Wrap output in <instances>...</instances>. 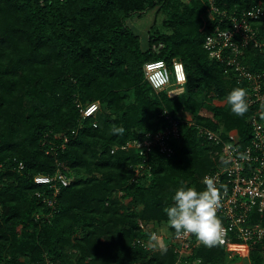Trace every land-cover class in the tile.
<instances>
[{
    "label": "trees",
    "instance_id": "trees-1",
    "mask_svg": "<svg viewBox=\"0 0 264 264\" xmlns=\"http://www.w3.org/2000/svg\"><path fill=\"white\" fill-rule=\"evenodd\" d=\"M209 2L0 0V264H175L170 247L160 255L134 244L149 238L140 221L167 222L163 209L172 205L175 190H203V177L221 165L220 148L201 137L198 125L225 137L237 129L245 142L251 134V110L237 117L226 102L245 84L204 47L219 23L210 19ZM217 4L240 14L264 0ZM156 7L167 14L171 32L153 26L144 46L130 18ZM247 52L252 69L264 67V54ZM158 59L170 67L174 60L183 63V93L170 97L152 87L144 65ZM94 101L100 102L96 117L82 119L78 103ZM179 111L191 116L179 118L174 154L153 152L151 175L144 171L132 180L143 157L122 146L163 130L167 115ZM112 125L124 133L111 134ZM58 169L71 184L49 207L38 192L50 190L34 176ZM225 255L220 245L203 246L192 259L224 264ZM251 255L252 264H261L264 244L252 247Z\"/></svg>",
    "mask_w": 264,
    "mask_h": 264
},
{
    "label": "built area",
    "instance_id": "built-area-1",
    "mask_svg": "<svg viewBox=\"0 0 264 264\" xmlns=\"http://www.w3.org/2000/svg\"><path fill=\"white\" fill-rule=\"evenodd\" d=\"M209 1L212 9L210 19L218 17L219 23L208 31L204 47L212 59L224 62L227 72H233L237 79L245 84L251 110L248 118L251 134L246 143L238 131H230L225 137L209 127L197 126L203 139L220 148L221 165L206 175L215 178L221 192V207L217 210V216L222 221L223 234L222 243L218 245L224 247L226 252L224 264H237L232 263L234 257L230 256L231 253L249 256L252 247L264 244V220L260 217L264 213V67L252 69L245 61L248 49L264 54V11L258 16L248 14L250 10L255 12L258 8L264 9V5L256 4L240 14H231L221 9L217 0ZM144 73L157 91L167 89L175 79L180 86L175 93L184 90L185 68L178 60H174L173 67L163 59L148 61L144 65ZM78 106L82 119L95 118L100 109V102L94 101L86 105L78 103ZM167 118L169 124L163 130L146 133L122 146L123 149L136 148L143 157V161L133 167L135 176L132 180H136L144 171L151 175L150 159L153 152L166 157L174 154L173 143L181 137V120L170 115H167ZM94 125L97 126V123ZM115 150L116 148H113L112 152ZM240 153L245 154L247 159H240ZM23 168L24 164L21 162L19 169ZM34 181L50 190L48 195L38 192L39 196L44 195V201L49 207L55 206L61 187L71 184V180L60 169L53 175L38 174L34 176ZM140 227L149 234L156 232L158 237H161L158 229H155L160 228L157 222L148 223L141 220ZM167 237V247L172 248L176 254L175 264H194L197 259L202 260L204 264L202 257L192 259L196 249L203 247L195 235L177 239L168 229ZM134 244L146 250L153 248L149 245L147 237H137ZM249 264H252V260ZM261 264H264L263 257Z\"/></svg>",
    "mask_w": 264,
    "mask_h": 264
},
{
    "label": "clouds",
    "instance_id": "clouds-1",
    "mask_svg": "<svg viewBox=\"0 0 264 264\" xmlns=\"http://www.w3.org/2000/svg\"><path fill=\"white\" fill-rule=\"evenodd\" d=\"M261 11L264 9L258 8L255 12L250 10L248 14L258 16ZM247 97L248 90L243 87H236L227 94L226 102L233 115L245 116L249 109ZM110 131L113 135H122L125 129L112 125ZM239 155L240 159H247L245 154ZM202 184L205 187L200 191L195 186H181L176 189L172 196V205L165 207L163 211L177 239L195 235L199 243L212 248L222 243V221L217 216V210L221 207V192L214 177L204 176ZM158 240L156 232L149 234L148 242L151 247L155 248ZM159 248L162 252L167 251V246L163 243H160ZM194 264H202V260L197 259Z\"/></svg>",
    "mask_w": 264,
    "mask_h": 264
},
{
    "label": "rangeland",
    "instance_id": "rangeland-1",
    "mask_svg": "<svg viewBox=\"0 0 264 264\" xmlns=\"http://www.w3.org/2000/svg\"><path fill=\"white\" fill-rule=\"evenodd\" d=\"M185 1L187 2L188 0H185ZM166 19H167V14L160 7H158V8L156 7L155 9L149 10L146 13L142 14L141 16H133L132 18H130V25L134 30H136L139 33V35L143 41V45L146 46V43L148 42L149 35L151 32V28L153 26H156L158 29H160L163 32H167V31L171 32V29H168L166 27V24H165ZM185 73H186V71H185ZM186 82H187V74H186ZM179 87L180 86L175 79L173 84L166 89L168 91V95L170 97H175V96L183 93L185 91V88H186V83L184 85V90L182 92L176 94L175 92L177 89H179ZM215 102H217L218 104L223 103V101H220L217 98H215ZM177 116H178L177 118L188 120V119H190L191 115L188 113H184V112L179 111ZM248 123H249V119H248ZM220 129H222V128H220ZM234 130L238 131L237 129H233L231 131H234ZM233 133H235V132H233ZM214 159H215V157H214ZM159 225H160V228H155V229H158L159 233L161 234V237H159V240L156 242V247L150 249V251L153 252V254L165 255L167 253V251L162 252L159 248V245H160V243H163L164 245L167 246V244L169 243V239L167 237L169 225L167 222H164V223L159 224ZM167 249H168V247H167ZM251 254H252V251L250 252V255L245 256L246 257L245 258L243 254H238L236 252H233L230 254V256L234 257V262H232V263L249 264V262L251 261V256H252ZM261 256L264 258V255H261ZM207 264H212V263L209 262Z\"/></svg>",
    "mask_w": 264,
    "mask_h": 264
}]
</instances>
